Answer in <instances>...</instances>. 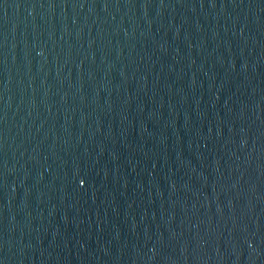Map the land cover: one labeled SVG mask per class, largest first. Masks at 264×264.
<instances>
[{"label":"water","instance_id":"obj_1","mask_svg":"<svg viewBox=\"0 0 264 264\" xmlns=\"http://www.w3.org/2000/svg\"><path fill=\"white\" fill-rule=\"evenodd\" d=\"M0 264H264V0H0Z\"/></svg>","mask_w":264,"mask_h":264}]
</instances>
